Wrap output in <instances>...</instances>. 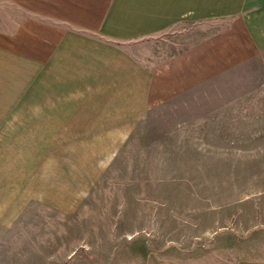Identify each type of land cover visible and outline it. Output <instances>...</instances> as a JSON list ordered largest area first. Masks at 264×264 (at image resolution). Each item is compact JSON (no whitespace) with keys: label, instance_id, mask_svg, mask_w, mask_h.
Masks as SVG:
<instances>
[{"label":"rangeland","instance_id":"obj_1","mask_svg":"<svg viewBox=\"0 0 264 264\" xmlns=\"http://www.w3.org/2000/svg\"><path fill=\"white\" fill-rule=\"evenodd\" d=\"M224 22L182 24L152 37L155 44H137L136 54L170 56ZM225 68L194 115L179 121L185 130L139 129L121 145L114 130L97 141L57 130L54 144L47 131H0L9 189L0 212L22 211L0 218V264H177V250H191L196 235L208 243L261 227L264 55ZM17 176L23 195H12ZM17 196L23 205L15 209Z\"/></svg>","mask_w":264,"mask_h":264},{"label":"crops","instance_id":"obj_2","mask_svg":"<svg viewBox=\"0 0 264 264\" xmlns=\"http://www.w3.org/2000/svg\"><path fill=\"white\" fill-rule=\"evenodd\" d=\"M209 20L227 24L170 56L136 54L137 44L157 43L152 37ZM263 55L264 0H0V131H47L54 144L57 130L96 141L114 130L121 145L139 129L185 130L179 121L225 67ZM17 181L12 195H23ZM8 193L1 175L0 195ZM2 212L4 222L22 213ZM257 226L208 243L196 235L191 250H177V264H264V223Z\"/></svg>","mask_w":264,"mask_h":264}]
</instances>
